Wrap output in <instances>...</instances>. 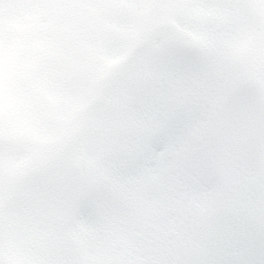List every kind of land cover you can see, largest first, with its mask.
<instances>
[{
    "label": "clouds",
    "instance_id": "1",
    "mask_svg": "<svg viewBox=\"0 0 264 264\" xmlns=\"http://www.w3.org/2000/svg\"><path fill=\"white\" fill-rule=\"evenodd\" d=\"M204 0H72L68 14L79 22L81 38L70 65L54 86L24 82L0 97V183L40 182L49 194L43 232L75 262L94 260L98 226L69 210L85 184L103 182L121 203L131 205L158 183L175 175L179 156L207 142L200 120L168 118L154 106L152 91L168 59L190 53L204 38L215 15ZM264 20V9L249 10ZM221 123V138L232 152V167L243 157L245 179L258 173L264 181V72L247 79L246 94ZM217 163L197 189H182L183 232L210 213L211 195L232 171ZM249 240L231 249L229 264H264V200L248 214ZM24 247L31 250V240ZM144 259L159 264L167 241L157 237ZM16 244L0 246V261L21 264ZM207 254L211 241L178 250Z\"/></svg>",
    "mask_w": 264,
    "mask_h": 264
},
{
    "label": "snow or ice",
    "instance_id": "2",
    "mask_svg": "<svg viewBox=\"0 0 264 264\" xmlns=\"http://www.w3.org/2000/svg\"><path fill=\"white\" fill-rule=\"evenodd\" d=\"M72 0H0V97H9L24 83L54 86L70 65L81 35L79 22L68 14ZM215 15L207 22L204 38L190 53H174L167 61L152 96L154 106L168 118L200 120L207 142L181 155L175 175L163 173L154 190L131 205L121 203L114 188L103 182L85 184L69 210L98 226L94 243L99 255L83 264H152L144 259L157 237L168 252L159 264H229L232 248L249 240L248 214L264 200L260 174L245 179L241 166L232 167V152L221 138L222 120L246 94L247 79L264 72V20L249 10L264 9V0H204ZM232 171L211 195L209 215L183 232H173L184 220L179 196L197 189L217 163ZM49 194L39 181L0 183V246L16 244L21 264H75L56 241L43 232ZM31 240V250L24 247ZM211 241V251L195 254L180 249ZM264 243V242H262ZM0 264H4L0 261Z\"/></svg>",
    "mask_w": 264,
    "mask_h": 264
}]
</instances>
